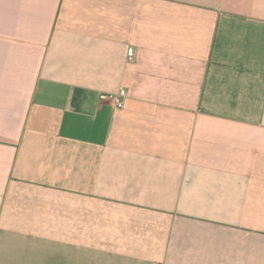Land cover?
<instances>
[{
	"label": "crops",
	"instance_id": "crops-1",
	"mask_svg": "<svg viewBox=\"0 0 264 264\" xmlns=\"http://www.w3.org/2000/svg\"><path fill=\"white\" fill-rule=\"evenodd\" d=\"M0 264H264V0H0Z\"/></svg>",
	"mask_w": 264,
	"mask_h": 264
},
{
	"label": "built area",
	"instance_id": "built-area-1",
	"mask_svg": "<svg viewBox=\"0 0 264 264\" xmlns=\"http://www.w3.org/2000/svg\"><path fill=\"white\" fill-rule=\"evenodd\" d=\"M132 58H133V51L130 50L129 59ZM124 96H125V90L123 88H120V90L117 93L107 94L105 96V99H107L114 108H121L124 105Z\"/></svg>",
	"mask_w": 264,
	"mask_h": 264
}]
</instances>
